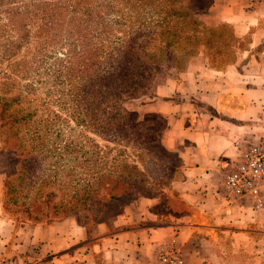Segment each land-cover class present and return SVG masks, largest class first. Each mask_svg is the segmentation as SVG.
<instances>
[{
  "label": "crops",
  "instance_id": "obj_1",
  "mask_svg": "<svg viewBox=\"0 0 264 264\" xmlns=\"http://www.w3.org/2000/svg\"><path fill=\"white\" fill-rule=\"evenodd\" d=\"M209 2L200 19L231 28L233 59L215 67L202 52L182 71L161 65L140 106L162 116L160 142L179 162L164 212L161 197H142L111 223L17 221L0 196V264H162L157 248L172 239L184 264H264V215L223 189L243 153L264 144V0Z\"/></svg>",
  "mask_w": 264,
  "mask_h": 264
},
{
  "label": "rangeland",
  "instance_id": "obj_2",
  "mask_svg": "<svg viewBox=\"0 0 264 264\" xmlns=\"http://www.w3.org/2000/svg\"><path fill=\"white\" fill-rule=\"evenodd\" d=\"M156 4L126 0L121 3V13L112 12V18L123 24L121 42L127 51H133L134 45L150 43L154 52L157 45L170 41V37L155 33L162 28L175 31L180 43L184 42L190 34L193 11L205 12L210 2L156 0ZM204 36L220 50L213 66L222 67L233 59L237 39L229 26ZM29 48L22 49L13 62L20 64L28 59L33 50ZM155 55L153 58L163 59ZM52 59L32 64L24 74L12 72L13 65L2 64L10 78L0 75V96L10 103L5 105V99L1 100L0 114L13 121L5 139L0 132V196L4 211L17 221L46 223L74 217L94 226L111 223L142 197H161L157 212H164V193L179 177V162L175 153L160 142L159 133L165 124L162 116L140 110L141 103L152 96L155 80L147 95L124 102L132 113L124 124L115 130L106 121L93 126L90 121L96 111L84 108L78 114L62 85L54 83L47 73ZM187 64L183 62L175 69L182 71ZM7 79L14 81L4 90L2 83ZM81 117L86 119L85 124L79 122ZM97 117L102 118L99 113Z\"/></svg>",
  "mask_w": 264,
  "mask_h": 264
},
{
  "label": "trees",
  "instance_id": "obj_3",
  "mask_svg": "<svg viewBox=\"0 0 264 264\" xmlns=\"http://www.w3.org/2000/svg\"><path fill=\"white\" fill-rule=\"evenodd\" d=\"M122 1L126 0H0V75L10 78L2 68L4 62L14 66L12 72L24 74L32 64L44 63L54 56L47 73L65 89L71 107L77 108L78 114L84 108L96 111L90 124L98 126L106 121L115 130L132 115L124 102L147 95L161 65L177 69L202 52L211 65L220 57L219 48L204 34L213 35L225 25L209 26L200 20L202 13L195 10L184 42L180 43L175 31L162 28L155 33L170 37V41L157 45L154 52L150 43L134 45L133 51H127L121 42L123 24L112 18V12L121 13ZM145 1L157 5L156 0ZM30 46L33 50L28 59H22L20 64L13 62L22 49L29 51ZM154 53L163 59L153 58ZM139 56L150 59L140 60ZM13 81L3 82V89L8 90ZM2 99L5 97L0 96V104ZM9 103L5 99L4 104ZM12 122L0 114L3 139L9 135L8 125ZM79 122L85 124L86 119L81 117Z\"/></svg>",
  "mask_w": 264,
  "mask_h": 264
},
{
  "label": "built area",
  "instance_id": "obj_4",
  "mask_svg": "<svg viewBox=\"0 0 264 264\" xmlns=\"http://www.w3.org/2000/svg\"><path fill=\"white\" fill-rule=\"evenodd\" d=\"M249 5L262 0H244ZM223 189L229 193L247 199L251 209L264 215V144L251 145L242 156V161L226 173ZM162 264H184L174 239L162 243L156 251Z\"/></svg>",
  "mask_w": 264,
  "mask_h": 264
}]
</instances>
